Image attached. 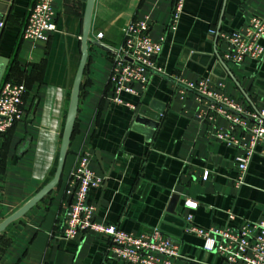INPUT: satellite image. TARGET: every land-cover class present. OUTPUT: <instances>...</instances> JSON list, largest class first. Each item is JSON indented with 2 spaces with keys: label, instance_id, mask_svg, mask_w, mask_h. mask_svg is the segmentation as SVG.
<instances>
[{
  "label": "crops",
  "instance_id": "0c3cea01",
  "mask_svg": "<svg viewBox=\"0 0 264 264\" xmlns=\"http://www.w3.org/2000/svg\"><path fill=\"white\" fill-rule=\"evenodd\" d=\"M33 2L13 0L0 31V82L25 86L21 118L0 136V222L53 176L81 56L86 0L51 2L55 29L45 42L21 35ZM173 3L94 0L89 30L93 41L88 43L61 176L51 191L0 232V264H131L110 254L103 235L91 230L74 238L63 235L72 173L84 152L91 155L90 169L102 177L88 194L94 221L116 224L135 235L171 238L179 248L174 264L223 262L188 230L192 224L237 232L264 216V154L256 149L243 183L236 187L235 159L243 149L214 136L230 123L216 113L212 99L186 86L206 79L211 90L245 109L264 108V54L233 64L222 59L225 45L215 40L217 31L241 29L253 14L264 16V0H183L171 28ZM144 19L152 41L162 43L161 51L145 88L136 85L135 92H121L122 102H115L108 84L109 51L121 43L128 22ZM149 109H162L154 129L143 116ZM232 134L247 139L242 128ZM187 200L196 206H186Z\"/></svg>",
  "mask_w": 264,
  "mask_h": 264
},
{
  "label": "built area",
  "instance_id": "2783aa9c",
  "mask_svg": "<svg viewBox=\"0 0 264 264\" xmlns=\"http://www.w3.org/2000/svg\"><path fill=\"white\" fill-rule=\"evenodd\" d=\"M52 1L34 0L22 29L24 39L35 42L48 40L49 33L55 29ZM182 7L183 0H174L171 28H175ZM121 31V43L109 51L108 76L115 94L113 100L119 103L122 102L118 97L121 92L133 93L136 85L145 88L149 82V71L154 68L155 57L162 47L161 42L150 38V24L146 19L130 21ZM101 36L102 32L96 34V38ZM217 38L225 45L222 55L224 61L241 64L245 58L260 59L264 54V16L253 14L243 28L220 33ZM186 86L212 99L216 103L213 109L230 123V128L218 129L214 136L228 145L243 149V153L235 159L238 175L234 185L240 186L252 154L258 147L264 154V108L247 110L231 97L211 90L206 79L188 82ZM24 93L23 83L0 82V134L20 120ZM248 120L252 121L250 126L247 125ZM237 127L245 130L247 139L244 136L237 138L232 134ZM90 162L91 155L84 152L72 173L73 185L69 190L71 202L65 212L63 235L74 238L81 232L91 230L107 238L110 254L117 259L131 264H174L173 260L179 256V248L171 238L162 237L158 233L150 236L135 235L116 224L94 221V206L88 202V194L91 188L101 184L102 177L94 174L90 169ZM207 174L205 171L203 179ZM185 204L191 208L196 206V202L191 200H187ZM188 220H191V216ZM188 230L203 240L202 247L205 250L213 251L223 258L221 264H264V216L237 232L193 224Z\"/></svg>",
  "mask_w": 264,
  "mask_h": 264
},
{
  "label": "water",
  "instance_id": "95a60500",
  "mask_svg": "<svg viewBox=\"0 0 264 264\" xmlns=\"http://www.w3.org/2000/svg\"><path fill=\"white\" fill-rule=\"evenodd\" d=\"M0 22H2L4 14L10 10L13 0H0ZM93 3L94 0H86L85 10L83 15L82 21V34L80 40V51L81 56L78 64V68L73 80L72 89L69 97V103L65 115V121L63 125V130L61 134V140L59 145V151L57 156V162L55 166V170L51 179L41 187L27 202H25L20 208L14 211L12 214L7 216L4 220L0 222V232H2L8 224L16 220L17 218L21 217L29 208L35 205L40 199H42L49 191H51L59 181V178L62 173L63 163L65 159V155L67 152L68 144L72 135L76 114L78 111V104H79V97H80V89L82 85V77L87 63L88 57V43L92 42L93 40L89 37V30H90V23H91V16L93 10ZM3 24V22H2ZM1 31V26H0ZM218 31L215 36V40H217ZM219 62L226 67L225 62L218 56ZM229 71V70H228ZM231 76V72H228ZM148 112L145 113L143 116L150 121L149 125L152 129L156 128V123L160 119V114L162 113V109L154 110H147ZM139 114V108H137L135 112V116ZM97 158L99 155L97 154ZM160 230V228H159Z\"/></svg>",
  "mask_w": 264,
  "mask_h": 264
},
{
  "label": "trees",
  "instance_id": "16d2710c",
  "mask_svg": "<svg viewBox=\"0 0 264 264\" xmlns=\"http://www.w3.org/2000/svg\"><path fill=\"white\" fill-rule=\"evenodd\" d=\"M32 4H33V3H32ZM24 24H25V23H24ZM23 26H24V25H23ZM7 74H8V73H7ZM7 77H8V75H7ZM7 77H6L5 79H7ZM108 84L110 85L109 81H108ZM24 95H25V93L23 94L22 100L24 99ZM15 123H16V122H15ZM15 123H14V124H15ZM14 124H13V126H14ZM13 126H12V127H13ZM12 127H11V128H12ZM9 129H10V128H9ZM9 129H8V130H9ZM8 130H7V131H8ZM7 131H6L5 133L0 134V136H4V135L7 133Z\"/></svg>",
  "mask_w": 264,
  "mask_h": 264
}]
</instances>
